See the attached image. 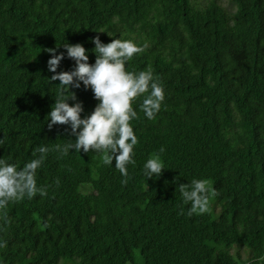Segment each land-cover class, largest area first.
<instances>
[{
    "label": "trees",
    "instance_id": "obj_1",
    "mask_svg": "<svg viewBox=\"0 0 264 264\" xmlns=\"http://www.w3.org/2000/svg\"><path fill=\"white\" fill-rule=\"evenodd\" d=\"M230 1L0 0V158L22 166L75 139L47 127L59 81L45 50L59 46L57 71H71L65 40L89 63L97 35L146 44L127 68L151 69L165 89L156 120L134 105L127 185L100 153H49L37 174L47 196L10 202L0 219V264H264V0ZM71 90L91 114V89ZM161 147L168 169L147 180ZM192 179L217 192L208 214L187 215L177 183Z\"/></svg>",
    "mask_w": 264,
    "mask_h": 264
},
{
    "label": "clouds",
    "instance_id": "obj_2",
    "mask_svg": "<svg viewBox=\"0 0 264 264\" xmlns=\"http://www.w3.org/2000/svg\"><path fill=\"white\" fill-rule=\"evenodd\" d=\"M92 43L96 54L94 63H89L88 50L83 44L65 40L60 45L66 50L67 58L75 62L71 71H57L65 58V52L58 53L59 46L45 50L52 54L47 62L48 71L54 73L48 79L49 83L59 81L55 103L47 115V127L51 130L56 125H66L75 139H67V143H57L51 148L39 146L33 151V159L22 166L0 158V219L7 222L5 210L10 202L47 196V189L38 185L37 174L52 151L59 153L58 158L69 156L73 149L77 153H100L106 166H113L115 160V168L123 177L121 183L127 185L129 165H136L135 148L140 142L132 124L139 119L134 105L138 104L148 120H156L165 101V89L151 69L133 72L127 68L135 56L146 50V44L122 38L104 43L99 35L92 38ZM81 85L91 89L98 101L91 114L83 117V103L71 90L79 89ZM2 146L3 139H0ZM164 152L165 148L161 147L144 163L143 174L147 180L159 179L168 169L161 159ZM56 183L58 185L59 180ZM177 187L183 204L190 206L189 217L211 212V198L217 192L209 179H192L188 183H177ZM179 214H184L183 208Z\"/></svg>",
    "mask_w": 264,
    "mask_h": 264
},
{
    "label": "rangeland",
    "instance_id": "obj_3",
    "mask_svg": "<svg viewBox=\"0 0 264 264\" xmlns=\"http://www.w3.org/2000/svg\"><path fill=\"white\" fill-rule=\"evenodd\" d=\"M221 2L224 4V5H226V6H228L229 8H231V9H234L233 7V4L231 3V1L230 0H221ZM247 252H245V250H242V256L243 257H246L247 256Z\"/></svg>",
    "mask_w": 264,
    "mask_h": 264
}]
</instances>
